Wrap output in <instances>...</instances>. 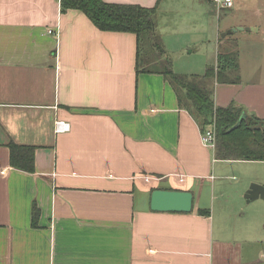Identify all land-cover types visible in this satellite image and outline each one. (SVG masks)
<instances>
[{"label": "crops", "instance_id": "crops-1", "mask_svg": "<svg viewBox=\"0 0 264 264\" xmlns=\"http://www.w3.org/2000/svg\"><path fill=\"white\" fill-rule=\"evenodd\" d=\"M106 1L157 5V32L177 51L167 0ZM175 1L213 37L209 61L239 49L240 80L215 83L216 105L264 119L261 8L243 14L234 0V18L214 25L212 0ZM238 27L252 30L222 35ZM136 63L135 33L100 30L61 0H0V264H264V199L236 222L216 214L215 150L173 84ZM58 119L70 129L57 132ZM10 143L36 147L33 172L11 165ZM261 175L242 173L236 192ZM156 188L191 190L193 210H152Z\"/></svg>", "mask_w": 264, "mask_h": 264}, {"label": "trees", "instance_id": "trees-1", "mask_svg": "<svg viewBox=\"0 0 264 264\" xmlns=\"http://www.w3.org/2000/svg\"><path fill=\"white\" fill-rule=\"evenodd\" d=\"M160 2V0H158ZM62 11L77 9L85 13L97 28L104 31L132 32L137 36V71L157 72L175 87L179 104L186 108L201 130L216 125L217 159L264 161V119L249 114L235 103L217 106L214 99L216 82L239 81L238 51L219 53L216 64L207 66L206 72L181 74L173 69L165 45L157 33V5L147 7L140 4L115 3L106 0H61ZM151 53H153L151 56ZM154 57V58H153ZM156 59V61H154ZM154 61V62H153ZM234 73L235 77H230ZM247 113L240 125L229 131ZM10 163L13 167L33 172L35 151L33 145L10 143ZM205 215L209 209L201 210ZM39 209L34 206L32 222L37 226Z\"/></svg>", "mask_w": 264, "mask_h": 264}, {"label": "rangeland", "instance_id": "rangeland-1", "mask_svg": "<svg viewBox=\"0 0 264 264\" xmlns=\"http://www.w3.org/2000/svg\"><path fill=\"white\" fill-rule=\"evenodd\" d=\"M173 3L171 4V7L169 5V0H167L164 3V5L168 7L167 8L168 13L163 15V24L165 25L166 29H168L170 33L169 36L174 41L173 43L177 51L173 54L171 53L168 54L167 51V55L169 58H171L170 59L171 61L173 59L172 61L173 69L177 73L202 75L206 72L207 66L211 64H215L218 59L217 56L216 61L215 60L209 61V59L212 57L211 54L214 52L215 42L213 43L210 42V40L213 39V37L211 36L209 37L208 35L209 31L204 30V27L202 26L200 20L199 21H195L194 19L190 20L185 17L186 16L185 13H181L182 15H179L178 10L174 11L173 9L176 5H178V3H176L175 0H173ZM236 3H237V8L241 7L243 9L242 10L243 14L244 13L251 14L252 12L255 11L257 7H260L261 10L263 11L262 17L264 20V0H236ZM237 8L235 7L233 9L218 10L217 8L214 7L213 4H211V9L213 10L212 20L213 21L215 20L214 25L218 24L220 21H222L224 25L226 24L224 23L225 20L227 21L232 20L234 18L232 17L233 10ZM255 18L262 20L260 17H255ZM223 25L221 23V26ZM157 33L159 34V37L163 43L160 33L159 32ZM240 33L241 32H239L238 35H240ZM205 34L207 35V37L205 36ZM239 37L240 36H237L238 39ZM238 43L239 41L237 40L236 44ZM193 48L195 50L192 52L191 50ZM220 50L221 52L219 53H222L223 49L221 48ZM237 51H238V59H239V49H237ZM152 54L153 53H151V56H154ZM154 61H156V59ZM235 75L240 77L239 71ZM235 75L234 73H231L230 77L232 76L235 77ZM222 161L223 160L218 159L217 162H213L214 165L217 166V168L219 167L218 169H221V171L218 170L215 171V176H217L218 178L217 179L218 186L215 192V194H217L218 196L215 206L216 214H218V210H221L222 208L225 207L229 212L228 216H232L229 219V221L236 222L237 219L239 220L240 217H243L248 213L254 214V209L252 210L249 208L253 207L255 205L254 203H256V201L259 200H255L248 203L244 197L246 192L239 193L237 191L238 192L237 193L235 186L240 180L242 173L244 172L258 173V174H262L261 176L264 177V164L237 163L234 164L233 166L229 162L225 163ZM211 195L212 193H210V196ZM243 208H247V210H245V213H243Z\"/></svg>", "mask_w": 264, "mask_h": 264}, {"label": "water", "instance_id": "water-1", "mask_svg": "<svg viewBox=\"0 0 264 264\" xmlns=\"http://www.w3.org/2000/svg\"><path fill=\"white\" fill-rule=\"evenodd\" d=\"M238 30H252L250 27H238L224 32L222 35L226 36ZM247 113L243 112L239 121L229 131L238 127ZM247 202L256 200L258 198L264 199V185L253 182L246 191L245 196ZM194 193L191 190L183 189H163L156 188L151 193V209L155 211H178L190 212L193 210Z\"/></svg>", "mask_w": 264, "mask_h": 264}, {"label": "built area", "instance_id": "built-area-1", "mask_svg": "<svg viewBox=\"0 0 264 264\" xmlns=\"http://www.w3.org/2000/svg\"><path fill=\"white\" fill-rule=\"evenodd\" d=\"M212 4L218 10H222L233 7L234 0H212ZM49 32H52V30H50ZM55 127L57 132H64L70 129V124L65 120L58 119L56 121ZM200 137L201 142L204 146L215 150L217 145V131L215 123H212L204 130H201Z\"/></svg>", "mask_w": 264, "mask_h": 264}]
</instances>
